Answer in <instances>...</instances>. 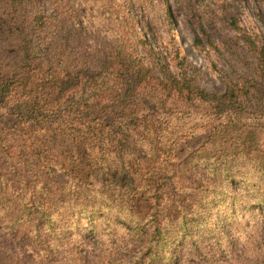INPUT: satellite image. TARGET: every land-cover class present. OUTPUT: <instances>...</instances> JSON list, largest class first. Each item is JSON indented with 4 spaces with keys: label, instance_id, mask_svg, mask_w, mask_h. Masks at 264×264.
<instances>
[{
    "label": "trees",
    "instance_id": "16d2710c",
    "mask_svg": "<svg viewBox=\"0 0 264 264\" xmlns=\"http://www.w3.org/2000/svg\"><path fill=\"white\" fill-rule=\"evenodd\" d=\"M201 1L203 8L199 0H174L206 35L232 0ZM136 11L155 23L173 19L169 0H0V105L28 129L50 124L72 132L92 160L86 179L65 175L51 186L16 187L0 173V237L16 242L15 253L0 250V264H44L46 257L54 264L56 244L76 235L93 239L104 218L95 208L98 198L105 210L118 206L134 214L140 264H180L195 237H209L213 217L225 231L238 208L251 211V203L264 209V155L201 159L205 172L196 177L203 196L174 217L166 212L168 178L141 179L132 163L152 157L142 154L151 150L148 117L147 124L141 118L150 88L207 105L217 115L241 117L254 101H264V39L239 30L237 44L253 59L254 74L228 77L223 92L209 91L187 58L179 76L172 73L140 33ZM243 187L250 192L247 204L240 202ZM139 197L142 210L134 204Z\"/></svg>",
    "mask_w": 264,
    "mask_h": 264
},
{
    "label": "rangeland",
    "instance_id": "374dc122",
    "mask_svg": "<svg viewBox=\"0 0 264 264\" xmlns=\"http://www.w3.org/2000/svg\"><path fill=\"white\" fill-rule=\"evenodd\" d=\"M169 2L171 24L147 20L139 11L136 15L140 33L146 34L148 44L160 53L174 75L179 76L180 62L187 58L189 66L200 72L198 80L204 88L223 92L228 77L250 78L254 74L249 76L254 61L237 44L236 38L239 30H243L264 39V0L228 2V10L216 16L214 30L207 31L206 35L199 34L196 21L192 25L174 0ZM199 6L204 7L201 0ZM150 97L151 103L141 118L147 124L145 117H148L152 130L151 150L148 146L142 154L150 153L152 157L148 162L132 160V163L140 167L137 177L141 179L145 175L168 178V215L174 217L190 209L200 194L203 196L201 182L196 177L198 171L205 172L201 159L232 161L240 156L264 155V101H254L244 116L237 117L231 113L217 115L207 105H191L177 96L168 97L158 87L150 88ZM10 113L12 110L0 105V135L5 141L0 143V173L9 183L20 188L36 183L51 186L52 181L62 180L65 175L78 179L88 177L92 160L77 136L57 125L43 124L38 128L30 125L28 129L19 125ZM139 149L133 151L138 154ZM232 167L236 172V166ZM246 181H250V177H246ZM248 187L239 192L240 198L247 196L240 201L244 204L249 202ZM134 204L137 209H143L140 197ZM249 205L251 211L246 212L259 211L264 215V209ZM227 229L228 225L225 231ZM15 244L7 236L0 237V250L15 253Z\"/></svg>",
    "mask_w": 264,
    "mask_h": 264
},
{
    "label": "clouds",
    "instance_id": "9594fccd",
    "mask_svg": "<svg viewBox=\"0 0 264 264\" xmlns=\"http://www.w3.org/2000/svg\"><path fill=\"white\" fill-rule=\"evenodd\" d=\"M100 187L96 185L97 190ZM95 208L104 213V218L97 221L94 238L76 235L64 245L56 244L54 264H140L144 254L135 241L137 225L131 210L118 206L105 210L99 198ZM207 227L209 237H195L180 264H264V215L238 208L228 215L226 232L217 227L215 217ZM44 264H49L47 257Z\"/></svg>",
    "mask_w": 264,
    "mask_h": 264
}]
</instances>
